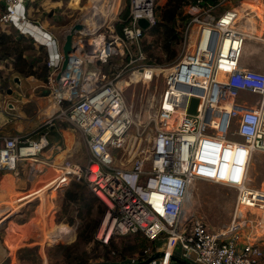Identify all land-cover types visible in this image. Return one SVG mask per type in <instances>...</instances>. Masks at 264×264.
<instances>
[{"label":"built area","instance_id":"built-area-1","mask_svg":"<svg viewBox=\"0 0 264 264\" xmlns=\"http://www.w3.org/2000/svg\"><path fill=\"white\" fill-rule=\"evenodd\" d=\"M3 1L0 24L14 25L47 47L50 73L46 84L57 106L55 118L77 130L88 149L85 163L66 157L57 177L18 201L64 189L72 180L84 181L107 205L95 235L104 245L114 237L142 233L157 243L155 252H164L150 264L158 260L169 264L173 256L190 264H262L264 188L252 186L249 171L256 154L264 153V70L244 63L249 33L241 24L252 13L260 15L258 9L244 7L242 1L215 17L211 12L219 4L199 0L188 6L191 16L183 30L181 53L167 69L150 153L142 156L132 148L131 165L122 167L116 164L112 149L130 145L127 139L134 113L117 79L126 68L152 71L142 38L156 23V0H129L121 30V0H100L98 21L86 18L91 32L75 38L77 50L69 55L59 79L65 40L30 20L27 0ZM142 18L149 21L148 29L140 26ZM115 58L125 59L123 69L106 79L103 67ZM192 98L198 99L194 114L189 113ZM55 118L31 133L0 134V171H17L22 161L38 163L49 145ZM198 179L237 190L226 227L214 230L202 217L187 215L191 187ZM61 226L66 228L60 232L63 237L73 240L74 229Z\"/></svg>","mask_w":264,"mask_h":264},{"label":"rangeland","instance_id":"rangeland-1","mask_svg":"<svg viewBox=\"0 0 264 264\" xmlns=\"http://www.w3.org/2000/svg\"><path fill=\"white\" fill-rule=\"evenodd\" d=\"M71 1L47 0L42 2V5H37L29 10V14L31 18L35 19H50L51 22H45L47 27L60 40H65L71 26L77 22V19L81 20L88 17L94 23V8L100 3V0H73L72 6L74 9H72ZM77 1L81 5L80 8L77 7ZM163 1L166 0H156V8L164 5ZM245 1L248 2L247 5L252 10L258 9L264 15L263 0H244L243 2ZM224 2L219 0L217 3L219 5L213 9L211 15L218 17L225 9L239 6L242 0H228L227 3L225 2L226 4ZM128 5L129 0H121V5L119 2V10L121 11L122 8L125 10ZM247 5L245 7H248ZM253 14L248 16L249 20L243 18V21H241V24L244 25L243 29L249 33L246 39L247 51L245 48L243 61L252 68L264 70V16L258 18L259 15ZM183 16L184 18L186 16L187 20L190 18L191 13L188 6L184 7ZM187 16L189 17L187 18ZM0 29L2 31L11 30L10 27L1 24ZM148 39L154 40L152 36H148ZM31 53L45 57V53L41 52L37 46ZM180 53L181 48L179 46ZM124 64L125 59L123 58L111 60L109 65L103 67L106 79H112L119 70L123 69ZM172 64H151L149 68L152 71L147 69L141 72L126 68L123 71V75L117 79L134 113V123L129 130L127 139V144L130 143V145H126V149H112L117 165L122 167L131 165L129 151L132 148L142 156L149 155L150 137L156 132L157 115L162 105L163 92L166 88L167 69ZM44 89L49 90L47 84ZM38 94L43 96V88L38 91ZM255 98L256 96L251 97L252 100ZM55 116L56 112L50 116L39 118L40 122L37 126L44 125L48 119L55 118ZM54 123H60L63 126L69 125L61 118H55ZM78 153L82 157V162H86L88 157L87 147L82 145ZM18 172L24 175L21 168ZM5 173L10 175L14 186L13 181L15 182V179L13 176H16L15 172L1 170L0 176L2 177ZM249 173L252 178V186L264 188V153L256 154L251 162ZM2 184H0V189H5L7 185L4 186ZM190 192V198L186 205L187 215L202 217L210 228L214 230L224 228L230 223L235 209L236 189L222 183L198 179L192 185ZM22 195L24 193H17L14 190L0 194V264H67L57 246L69 245L76 241L79 220L71 224L65 218L62 220L57 219L58 213L63 206L64 190L58 189L52 193L50 191L48 193L47 190L46 194H38V196L34 195L18 201ZM64 224L74 229V238L73 234L71 236L73 240L66 239L60 233L66 229L61 226ZM56 230L58 233L55 232ZM126 243L135 244L134 235L117 238L115 241V245L120 251ZM110 249H114V247ZM99 251L100 256L92 259L91 263H117L124 259L121 258L123 256H115L114 252H110L105 256L102 247ZM130 252L131 250L123 252V255H127L125 258H132L133 254Z\"/></svg>","mask_w":264,"mask_h":264},{"label":"trees","instance_id":"trees-1","mask_svg":"<svg viewBox=\"0 0 264 264\" xmlns=\"http://www.w3.org/2000/svg\"><path fill=\"white\" fill-rule=\"evenodd\" d=\"M205 1L207 5H216L219 2V0ZM198 2L199 0H167L164 5L155 9L156 23L144 33L142 38V48L146 53L148 64H166L173 63L176 60L187 21L186 16L185 18L183 16V9L189 5H196ZM128 13L129 5L121 13V19L124 22L118 23L120 30L125 24ZM7 27H10L11 30L2 31L0 29V62L11 59L16 72L24 76H36L47 83L50 69L47 65L48 54L45 51V45L36 42L34 38L28 35L20 33L14 25ZM148 36H152L154 40H149ZM36 46L41 52L45 53V57L31 53ZM8 65L9 63L5 66ZM4 73L5 69L0 68V80L4 77ZM47 92L49 93V90ZM63 190V206L57 219L62 220L65 218L71 224L79 220L76 241L69 245L57 246L67 264H94L91 263V260L100 256L99 250L101 247L105 256L110 252H114L117 257L119 255L120 257L123 256L121 257L124 258L121 260L123 263L125 259H128L125 258L127 255H123L126 250H131L132 257H137L140 261L145 260L156 251L157 243H154L142 233L134 234L136 243L133 245L126 243L121 251L115 245L117 238L121 237H114L109 245L100 243L96 240L95 235L107 211L106 203L84 181L72 180ZM75 212L77 213L74 215ZM91 245L92 247H90ZM111 247H114V249H110ZM146 249H149L148 253H145ZM121 261L100 264H123L120 263Z\"/></svg>","mask_w":264,"mask_h":264},{"label":"crops","instance_id":"crops-1","mask_svg":"<svg viewBox=\"0 0 264 264\" xmlns=\"http://www.w3.org/2000/svg\"><path fill=\"white\" fill-rule=\"evenodd\" d=\"M45 1L47 0H27L26 13L31 21L41 23L47 30L51 31L45 24V22H51L50 19H35L31 18L29 14V10L37 5H42L41 3ZM166 1H163V4ZM70 4L72 9H74L72 6L73 0ZM79 5L77 1V7L80 8L81 5ZM4 9V1L0 0V13ZM8 63L9 65L6 67L5 65ZM0 68L5 69L4 77L0 80V134L13 135L16 133L34 132L38 128L39 118L50 116L57 110V106L47 92L48 90L44 89L46 82L36 76H24L16 72L11 59L1 61ZM41 88H43V96L38 94ZM83 140L82 135L72 126L67 124L63 126L60 123H55L48 134L49 145L39 155V162L37 163L33 160L22 162L18 170L21 168L24 175L19 173L18 170L14 171L16 175L15 177L13 176L15 179V182L13 181L14 186L8 173L3 174L4 176L2 175L5 178L0 176V184L7 185L5 189H0V194L8 193L11 190L27 194L41 189L61 173V164L66 157L82 162V157L79 156L80 153L78 152L81 150V146L85 145ZM155 264L162 263L158 260ZM169 264L177 263L171 260ZM262 264H264V261Z\"/></svg>","mask_w":264,"mask_h":264},{"label":"water","instance_id":"water-1","mask_svg":"<svg viewBox=\"0 0 264 264\" xmlns=\"http://www.w3.org/2000/svg\"><path fill=\"white\" fill-rule=\"evenodd\" d=\"M139 24L144 29H148L150 26L149 21L147 19H144V18L139 20ZM90 32L91 31H90L89 23L86 19L82 20L81 22H76L71 26L69 33L66 35V38H65V41H64V44L62 47L63 52H64V61H63L61 73H59V75H58V79L61 77L62 73L67 69L69 59H70L69 55L71 53H74L77 50L78 45L75 42V38L78 37L79 35L87 36L90 34ZM197 105H198V99L192 98L191 104L189 107V113L190 114H194L196 112ZM163 256H164L163 251H157V252L153 253L152 255H150L145 260L137 261L135 263H128V264H150L153 261H155L159 258H162ZM171 260L175 261L177 264H190L189 262H187V261H185L179 257H176V256H173L171 258Z\"/></svg>","mask_w":264,"mask_h":264},{"label":"bare ground","instance_id":"bare-ground-1","mask_svg":"<svg viewBox=\"0 0 264 264\" xmlns=\"http://www.w3.org/2000/svg\"><path fill=\"white\" fill-rule=\"evenodd\" d=\"M101 3V2H100ZM100 3H98V5H100ZM248 4V2H244L243 3V5H244V7L246 6ZM248 6V5H247ZM249 7V6H248ZM94 12H95V15H94V23L95 22H97L98 21V16H99V9L97 8H94ZM263 12H259V16H258V18H260V17H262V16H264L263 14H262ZM86 19V18H85ZM246 48V47H245ZM245 48H244V52H245Z\"/></svg>","mask_w":264,"mask_h":264}]
</instances>
